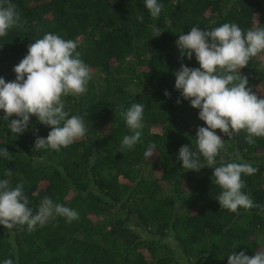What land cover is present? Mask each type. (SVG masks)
Returning a JSON list of instances; mask_svg holds the SVG:
<instances>
[{
  "label": "trees",
  "instance_id": "trees-1",
  "mask_svg": "<svg viewBox=\"0 0 264 264\" xmlns=\"http://www.w3.org/2000/svg\"><path fill=\"white\" fill-rule=\"evenodd\" d=\"M161 2L163 10L154 19L144 0H11L22 26L0 38V77L13 81V68L28 46L52 33L78 43L91 79L85 94L63 98L70 116L83 117L86 135L59 151L34 150L35 140L51 131L36 117L17 135L0 112V148L11 153L9 159L0 157V179H8L10 187L23 183L34 210L48 197L79 213L71 223L55 217L33 231L26 225L0 226V261L228 264L232 251L249 257L264 252V211L222 209L213 169L188 171L177 160L181 146L195 149L197 128L206 125L174 87L181 63L199 67L194 57L181 59L176 46L181 33L223 23L245 31L264 27V0ZM263 56L239 70L261 98ZM136 102L145 105L143 135L132 150L121 153V140L130 132L120 113ZM216 132L225 141L216 166L251 163L257 171L242 175V191L264 205V137L249 144L245 130L233 139ZM149 144L158 150L146 159ZM6 170L12 175L5 176Z\"/></svg>",
  "mask_w": 264,
  "mask_h": 264
},
{
  "label": "clouds",
  "instance_id": "clouds-1",
  "mask_svg": "<svg viewBox=\"0 0 264 264\" xmlns=\"http://www.w3.org/2000/svg\"><path fill=\"white\" fill-rule=\"evenodd\" d=\"M144 4L152 18H159L164 7L161 0H144ZM138 20L142 22L143 16ZM20 26L16 6L11 0H0V38ZM176 46L182 60L191 61L194 57L199 67L190 68L181 63L175 73V90L182 100L199 110L198 119L206 125L197 128L195 149L181 146L177 160L188 171L213 169L215 185L221 189L216 200L222 209L264 211V205L255 203L242 191L245 187L242 175L250 176L257 171L251 163L221 162L216 166L217 157L225 148V141L216 130L228 139L245 130L249 144L255 143L254 137H264V98L248 87V78L239 71L247 67L251 58L264 52V27L245 31L236 23H223L212 30L194 26L179 35ZM77 48L75 40L47 33L28 46L25 57L13 68V81L6 82L0 77V112L4 113L2 119L8 121L10 132L23 134L33 116L51 129L46 138L35 140L34 150L59 151L86 135L83 117L70 116L63 99L85 94L91 79L90 68ZM165 95L170 94L165 92ZM144 111L145 105L139 102L121 111L130 132L121 140V153L132 150L141 141ZM12 116L17 118L9 121ZM156 150L155 144H149L145 158L153 157ZM0 157L9 159L11 153L5 147L0 148ZM4 175L11 176V170H6ZM55 217L71 223L79 219V213L48 197L34 210L24 195L23 183L10 187L8 179H0V226L11 230L17 225H26L28 231H33ZM227 257L228 264H264V252L249 257L244 251L238 254L232 251ZM0 264H13V260L4 259Z\"/></svg>",
  "mask_w": 264,
  "mask_h": 264
},
{
  "label": "rangeland",
  "instance_id": "rangeland-1",
  "mask_svg": "<svg viewBox=\"0 0 264 264\" xmlns=\"http://www.w3.org/2000/svg\"><path fill=\"white\" fill-rule=\"evenodd\" d=\"M263 59H264V56H263Z\"/></svg>",
  "mask_w": 264,
  "mask_h": 264
}]
</instances>
